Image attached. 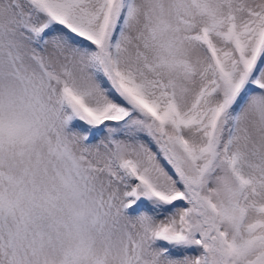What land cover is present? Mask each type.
<instances>
[{
	"label": "snow or ice",
	"instance_id": "obj_1",
	"mask_svg": "<svg viewBox=\"0 0 264 264\" xmlns=\"http://www.w3.org/2000/svg\"><path fill=\"white\" fill-rule=\"evenodd\" d=\"M0 264H264V0H0Z\"/></svg>",
	"mask_w": 264,
	"mask_h": 264
}]
</instances>
